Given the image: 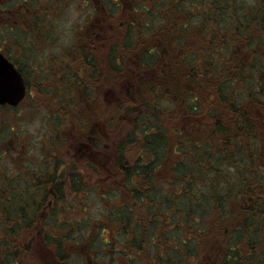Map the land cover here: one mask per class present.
Here are the masks:
<instances>
[{
    "label": "rangeland",
    "instance_id": "obj_1",
    "mask_svg": "<svg viewBox=\"0 0 264 264\" xmlns=\"http://www.w3.org/2000/svg\"><path fill=\"white\" fill-rule=\"evenodd\" d=\"M50 1L52 5H49L47 0H31L29 10L32 11L29 14L45 16L38 18L37 23H31L30 27L26 23L19 32L0 28V31L4 29L5 36L11 45L15 40L18 42L20 54H22L21 63L29 84L27 97L22 103L16 108L0 109V186L4 185L6 190H10V183H17L16 192L21 190L23 192L21 196L31 195L33 198L41 199L37 211L39 216L31 228L30 235L10 237L11 247L16 245L15 250H20L21 264H88V259L92 256L102 262L107 261L108 256H112L111 258H117L118 263L126 264L127 256L125 258L122 249L128 247L126 242L129 239H132L133 245L144 247V251L157 249V242L160 239L163 244L169 242L170 245L178 246L179 241L177 243L173 238L177 233L174 229L169 230L172 225L165 222L164 217H157L156 230L150 228L155 225L153 214L157 211L145 207V203L131 202L135 214L138 217H145L139 224L134 221L128 226L127 223L123 224L120 221L113 224L105 221L109 220L107 215L111 207L119 209L123 205L119 195L130 190L126 184V175L119 168L120 161L123 160L126 165H133L140 156H144V162H147L149 158L151 160L157 158V155L151 152L152 150L143 148L142 131V129H148L155 132L153 127L156 126V117L159 118H157L158 125L165 129V133L170 134L168 136L171 144L166 156L168 158L156 174V178L161 181L165 174L166 181H171L169 168L177 162L176 159L179 157L174 150H180L181 158L182 155L184 158L188 156L191 161L208 165L211 171L205 176L201 175V178L205 177L208 181L213 180L212 183L209 182V185L204 186L205 191L209 192L207 203L210 212L208 209L205 212L207 220L211 222V225L212 223L221 225L227 221L243 227L245 240L241 241L240 249H236L239 264H257V259L254 258L255 253L256 256L262 253V262H264V234L259 231L264 224V217H262L264 213L258 212V217L254 218L255 226L251 224L246 229L255 213L252 206L245 209L247 205H242L244 199L251 204L255 195L264 189L262 187L260 190L250 191L260 188L259 184L256 187L258 180L264 182V179L260 181L264 174L258 173L260 167L264 169V159L256 157L262 149L258 147L257 141L264 142V93L258 95L260 91L258 82L248 86L246 82L241 81L239 72L230 70L229 74L233 79L226 80L223 90L218 89L216 85V88L211 89L202 99V103L198 104L195 100L198 107L200 105L196 110H193L192 94L188 93L186 97L189 104L181 98H178L176 102L166 99L159 104V109L154 115L148 109V105L157 107L155 102L159 103L162 97L156 96L154 91L151 92L153 84L150 85L149 90L145 88L141 91L135 90L132 101L129 100L128 104L120 100L127 96L123 88V82L126 85L129 81L126 68L131 64V58L136 57L137 52L134 49L133 51L123 50V47L126 49V46L133 47L136 44L140 45L137 52L139 54L142 52L143 44L154 47L160 41L165 43L167 49L160 53L159 59L158 53L152 55L155 56V61L149 63L154 65H162L165 60L169 61L177 50L176 59L182 65L181 72L177 74L180 83L177 88L180 91V88L186 84L191 87L195 80L183 81V76L188 75L189 72L187 68H198L199 64H205L202 62V56L206 57L207 66L212 61L209 56L203 54L206 48L208 52L211 45L209 34L205 31L206 35L202 33L201 35L197 27L208 25L209 21H222L223 16L226 15L225 5L230 4L231 0L207 1L210 11L209 21L204 19V16H200L197 10L190 11L192 3L196 4L194 9L198 6L196 0L184 2L180 0L175 7H168L169 0H102L106 6L96 11L91 9V12L87 11L82 3L83 0ZM112 1H119L122 6L116 7L112 5ZM127 1L130 3L124 5ZM188 1L189 6L184 7L183 5ZM220 1L223 5L215 7V4L219 5ZM233 1L236 3L238 0ZM237 4L242 16H245V13H253L257 16L260 12L264 16V0H239ZM48 9L46 13H38ZM63 10L65 12H62ZM24 11L27 14V8ZM14 12L13 17L16 15ZM86 14L94 15L98 19L97 24L102 25L109 35L115 37L114 44L119 49L115 63L119 69L111 77L108 76L109 80L100 88V96L93 102L88 101V97H82L92 93L91 86V88L84 86L91 84L86 80L88 75L86 69L91 72L87 64L98 57L100 65L107 66L110 71L112 69L109 53L105 52L107 48L100 47L99 56L93 54L81 56L74 47L73 28L75 25L79 27L81 22H86ZM55 15L58 17L55 18ZM176 16L183 17L180 19L182 21L191 19L190 34L184 37L185 41L189 42L188 45L170 43L171 38L163 37V34L154 36L156 42L148 40L151 39L152 33H156V26H159L162 19L167 20ZM212 17H214L213 20H211ZM52 20L53 22L48 23ZM13 21L11 19L10 23ZM147 22L149 26L145 28L144 24ZM178 27L180 26L176 24V28ZM256 27L255 24H250L249 32L240 34L228 48H236L239 44L244 46L246 42L251 41V35L258 33ZM259 27L264 28V25ZM147 29L149 30L146 32ZM39 32H41L40 36H38ZM192 33L198 34L195 40L194 38L190 40ZM263 41L264 39L258 42L259 46L256 47L258 50ZM217 43L220 46L223 41L219 39ZM49 45H52L53 50L48 49ZM68 46L70 48L66 51ZM187 47H193L196 51L192 60L188 59L189 48ZM258 55L260 57L257 60L249 54L246 56L250 57L253 63L258 61L262 66L257 67L260 70L264 68V49ZM143 56H137L138 64L142 62V58L144 62ZM212 57L215 62H218L221 55L215 53ZM64 59L65 62H63ZM81 60L85 63L84 67L81 65ZM103 70H106L105 73L108 72L107 68ZM201 72L202 70L199 69L197 76H200ZM154 73L158 76V80L164 77L162 72L154 71ZM79 76L84 80V82L80 81L81 84L77 82L80 80ZM202 77L208 81L214 80L211 76ZM258 78L261 79L260 75ZM235 79L237 80L234 81ZM155 84H161V82L158 81ZM170 87L172 90L177 89ZM108 89L117 90V99L107 93ZM167 91L165 88L164 92L159 94ZM104 92L110 100L117 101H104ZM221 92L224 97L220 95ZM164 95L166 96V93ZM145 97H149V100H146L150 101L149 104L140 101V99L145 100ZM254 99H261V102ZM125 105L129 107L127 111ZM237 107L243 108L246 114L242 115L240 120L233 122L235 117L231 116V109ZM175 109L176 112L172 115L170 111ZM146 114L152 116L148 118ZM219 124L228 128L229 131H221ZM238 124H241L242 129L238 130ZM90 131L93 133V140L87 137ZM221 134H225L227 140L225 147L223 143L226 140ZM184 135L191 136L189 139L193 138L194 141L199 142L201 146L198 151L183 146L176 149L179 140L186 139L187 136ZM131 136L136 137V140L127 144ZM197 166L194 165L195 172ZM18 181L23 184L19 185ZM199 188L203 186L200 185ZM1 191L2 188H0ZM49 191L52 193L49 194ZM250 194L252 195L249 196ZM2 195L3 192L0 195L1 198ZM215 199L228 201L225 215L220 213L211 215ZM229 207L232 211L231 215ZM62 218L65 219L64 223L59 221ZM63 226H65L67 242L62 243L63 258L56 256L55 259L53 241L60 236L63 237ZM201 227L204 229V225L199 226ZM140 228L149 229L151 238L155 237V243L151 242V238L149 241V237L143 240L145 235L139 233ZM207 229L209 230V226ZM119 231L123 237L118 234ZM47 235H50L51 242L47 241ZM216 244L213 241V250L218 249L219 243ZM111 245L113 246L110 247ZM249 246L253 247L249 248ZM254 247L255 249L260 247L259 251L254 252ZM245 251H248L245 260H241ZM208 252L210 255L213 253L211 248ZM226 252L225 249L223 254L226 255ZM120 257H124L125 260ZM203 261H206L205 257ZM206 264H213V261L208 260Z\"/></svg>",
    "mask_w": 264,
    "mask_h": 264
},
{
    "label": "trees",
    "instance_id": "obj_2",
    "mask_svg": "<svg viewBox=\"0 0 264 264\" xmlns=\"http://www.w3.org/2000/svg\"><path fill=\"white\" fill-rule=\"evenodd\" d=\"M179 1L180 0H169L167 2H170L168 7H175ZM184 1L185 0H182V2ZM207 1L209 0H202V2L201 0H196V2H198V6L196 7V9L193 8L196 5L195 3L191 4V7L193 9L191 7L189 9L191 12L197 10V13L200 16H204V19H207L209 21L210 11L209 6L207 7ZM237 2L234 3V1L231 0L230 4L227 3L225 5L226 15L223 16L222 21H209L208 25L204 24L203 27H197L198 33H202L205 36L206 34L204 32L206 31L209 34L211 45L208 49V52L206 48L203 54L209 56L212 61H210L207 66L206 57L202 56V62H205V64H199L198 68H187V71L189 72L188 75L183 76V81L187 82L195 80L194 84L191 87L188 86L189 84H186L185 86H182L183 89L182 87L180 88V91L179 88H177V86L179 87L178 84H180L177 74H179L182 70V65H180V63L177 62L176 59L177 50L174 51L173 58H171L169 61L164 62L166 79L165 81H161V84H154L151 90V92H155L156 96H161L162 98L159 103L155 102L157 107L148 105V109L154 115L159 109V104L166 99L176 102L178 98H181L185 103L187 102L186 104H189L190 102L186 97V94L188 93L192 94V103L194 105L193 110H196V108H199L200 105L198 107L197 103H195V100L198 101V104H200V102L202 103V99L206 97V94H208L211 89L213 90L214 88H216V85H218V89L223 90L226 80L230 81L233 79V77L229 74L230 70L239 72L241 81L246 82L248 86H250L251 83L258 82V86L260 87L258 95H262L264 93V68L259 70L257 67H262L259 65V62L256 61L255 63H253L252 60L249 59L253 56V59L257 60L258 57H260L258 55L259 52L264 49V41L262 42L259 50L256 48L257 46H259L258 42L264 39V28L259 27V25H264V16H262L263 14H261V12L258 13L257 16L253 15V13H245V16H242L240 13V7L238 6ZM218 4L219 5L215 4V7H220L223 5L221 1L218 2ZM183 6L188 7L189 1ZM177 17L178 16L170 17L167 20L162 19L161 23L159 22V26H156L158 27L156 33L151 34L150 40L156 41L154 39V36L163 34V37L171 38L170 43H173L175 45H178L180 43L188 45L189 42L185 41L184 37L186 34H190L189 24L191 22V19L189 18V20L186 21L188 19L187 18L185 21H182L180 19L183 17ZM213 18L214 17H212L211 20H213ZM245 20H248L249 22H246ZM176 24H178L180 27L176 28ZM250 24H255L257 26L255 29L258 32L257 34L251 35V41L246 42L244 46L239 44L236 46V48H228L230 46V43H234L240 34L249 32ZM148 30L149 29H147L146 32ZM197 35V33H192L190 36V40L192 38H194L195 40ZM219 39L223 41L220 46H218L217 43V40ZM128 47L129 46H126L127 50L129 49ZM187 48H189V52H187L188 59L192 60L194 58V55H196V51L193 47ZM117 51H119L118 46H114L112 50L106 52L109 53L111 69L112 71L114 70L113 74L116 73V71L119 69V67L115 65L117 61ZM79 53L81 54L82 52L79 51ZM215 53H219L221 55L218 62H215L212 57ZM247 54H249L250 57H247ZM140 55L141 57L142 55H144L143 57L147 63L155 61V56L148 55L145 52H142ZM141 63H143V58ZM101 66L102 69L105 68V66ZM199 69H201L202 72L200 76H197ZM225 73H227V75H225ZM259 75L261 79L258 78ZM202 76H211L212 78H214V80L208 81ZM236 80L237 79H235L234 81ZM170 86H173V88L175 87L177 89L172 90ZM165 88H167L168 90L167 92H165L166 96L164 95L165 93L159 94L160 92H164ZM220 95L224 97L222 92ZM209 96H212V92ZM146 100H149V97H145V100L140 99L142 103L149 104L150 101ZM128 101L129 100H123L122 102L128 104ZM254 101L261 102V99H254ZM125 106V110L127 111L129 107H127V105ZM242 109L243 108L239 107L231 109V116L235 117L233 122H235L236 120H240V118L243 117L242 115L246 114ZM170 112L173 115V113L176 112V109ZM145 116L149 118L152 115L146 114ZM191 116L193 115L191 114ZM157 118L158 117L155 118L156 126L153 127L155 129V132L148 131V129H142L141 127L144 135L143 148L146 150L150 149V151L152 150L151 152L157 155V158L155 160H151V158H149L147 162H144V156H140L133 165H126L123 160L120 161L119 168L126 175V184L130 190L119 195V198L123 201V205L119 207V209L117 207L115 209L111 207V211L107 215L109 216V220L106 219L105 221L111 222L112 224L113 222L120 221L123 222V224L127 223L128 226H130L134 221H137V224H139L141 219H144L145 217H138L135 214L132 209L134 208V206L131 205V202H136L134 204L145 203V207H149L157 211V213L153 214V223L155 225L151 226L150 228L156 230V223L158 221L157 217H164L165 222H168L172 225L169 230L174 229V232L177 233L173 238L177 243L179 241V244L178 246L170 245L169 242L163 244L160 239L157 242V249H145L146 251H144V247L137 244L133 245L132 239H129L126 242L128 243V247L126 246L124 247V249H122L125 258L127 256L126 264H206L208 260L213 261V264H239V261L237 260L239 255L236 254V249H240L241 241L245 240V235L242 232L243 227L241 225L237 226L236 223H229L227 221L221 225L218 223H212L211 225V222H209L206 217L207 214L205 212L207 211V209L209 211V205L207 203V201L209 200V192L205 191L204 186L205 184L209 185V182L212 183L213 180L208 181L205 177L201 178V175L205 176L207 172L211 171L209 166L205 163H202L201 165V162L198 164L194 161H191L188 156L184 158V156L182 155L181 158L180 150H174V153H177L179 157L176 159L177 162L170 165L169 175L171 176V181H166L167 179L165 174L163 175L161 181L156 178V174L160 170L164 161L168 158L166 157L168 147L169 145H171L168 136L170 134L168 132L165 133V129L158 125L157 121L159 118ZM228 124L230 126V123ZM218 126H220L221 131H229L228 128H224V126H221L220 124ZM240 129H242L241 124H238V130ZM221 135L224 140H226L225 134ZM189 137L191 136H187L186 139L182 141L179 140V143L176 144V149L180 146H183L185 148H191L194 151H198L201 145L197 140L194 141L193 138L189 139ZM135 138L136 137L131 136V139L127 141V144H131L132 141L136 140ZM226 145L227 140L224 141L223 147H225ZM257 145L262 149L259 151L256 157L258 159H264V142L262 141L261 143H259V141H257ZM194 165H198L196 167V172L194 170ZM16 172L17 171H15V173ZM258 173L264 174L263 167L259 168ZM263 179L264 177L261 178L260 181ZM10 184V190H6V186L4 185L0 186V188H2L0 195L3 192L2 198L0 196V264H13V261L18 254L17 251L15 252L13 250V246L11 247L10 237H14L15 235H19L20 237L26 234L30 235L31 228L35 223L36 218L38 217L37 211L41 201V199H38L37 197L33 198L31 197V195L21 196V194L23 193L21 190H18L16 192L17 183ZM18 184L22 185L23 183L19 182ZM258 184L260 185V188L257 187ZM200 185H202L203 188H199ZM179 187L180 189H178ZM256 187L257 189H253L250 191L260 190L262 187L264 188V182H259L258 180L256 183ZM246 194L248 193L246 192ZM252 194H250L249 196H251ZM227 202L228 201L225 199H215L213 201L211 215H217L219 213L225 215L227 212ZM242 205H247L245 209H248L251 206L254 208L253 210L255 214L248 222V225L245 227L246 229H248L251 224L255 226L254 218L258 217L259 213H264V189L261 190L260 193L255 195V198H253L251 204L249 202H245L244 199ZM231 213L232 211L229 207V214L231 215ZM169 219H171V221H169ZM59 221L64 223L65 219L62 218L59 219ZM203 225L204 229L202 227L199 228V226ZM208 226L209 230L207 229ZM63 230V237L60 236L59 239H54L53 241L58 250L57 254L61 258H63L62 243L63 241L65 242V244L67 242V238L65 236V226H63ZM259 231L264 234V224L260 227ZM139 233L145 235L143 240L149 237L148 240L150 241L152 234L150 233L149 229L140 228ZM118 234L121 235V231H119ZM230 235L232 236L231 239ZM175 237H177V239ZM213 241L215 245H217V242L219 243L218 249L213 250ZM151 242L155 243V237L151 238ZM112 246L113 245H111L110 247ZM251 247L253 246H249V248ZM162 248L165 249L161 251ZM209 248H211L213 251L212 255H210L208 252ZM259 248L255 249L254 247L255 250L253 249V251H259ZM225 249L227 250L226 255L223 254V251ZM133 252L135 254H133ZM247 252L245 251V254H243L241 260H245ZM104 254L105 256H108L107 253ZM207 255H210V257L206 258ZM261 256L262 253L257 256L255 253L254 258L257 259V264L264 263L262 262ZM111 257L112 256H108L106 264L110 262L118 263L117 258ZM204 257L206 261H203ZM120 258L122 260H125L124 257ZM247 258L249 259V257ZM254 262H256L255 259ZM118 264L123 263L119 262Z\"/></svg>",
    "mask_w": 264,
    "mask_h": 264
},
{
    "label": "flooded vegetation",
    "instance_id": "obj_3",
    "mask_svg": "<svg viewBox=\"0 0 264 264\" xmlns=\"http://www.w3.org/2000/svg\"><path fill=\"white\" fill-rule=\"evenodd\" d=\"M34 1V0H33ZM68 2V1H67ZM129 1L125 2L128 3ZM47 3L49 5H52V2L50 0H47ZM83 5L87 8V11L91 12L93 10H100L102 7L104 8L106 4L102 3V0H83ZM112 5L116 7H121V3L119 1H112ZM130 3V2H129ZM31 0H0V28H8L7 30L13 31V32H19L23 25H26L28 23V26L30 27L31 23H37L38 18H41L45 15H33L29 14L31 11L29 10L31 7ZM45 5V4H44ZM47 5V4H46ZM27 8V14L24 10ZM50 9V8H49ZM48 10H42L38 11L43 13H46ZM15 11V12H14ZM24 11V12H23ZM16 13L15 17L12 16V13ZM62 12H65L63 10ZM94 14V13H93ZM58 17V15H55V18ZM52 18V17H51ZM115 18V17H114ZM8 19V20H7ZM11 19H13V23L11 22ZM86 22H81V25L79 27H76V25L73 28V38H74V47H76V50H79L81 55L83 56H89L88 54H93L94 56H99L101 52L98 54V51L100 47L107 48L105 52L112 50L114 46H117L115 43V37L113 38L112 35H109L108 32L104 29V27L98 23V19L94 17V15H88L85 16ZM7 22V23H6ZM53 22L49 21L48 23ZM47 25V24H46ZM149 25V22L145 24V28ZM47 27V26H45ZM8 31V32H10ZM41 35V32H39L38 36ZM150 41V39H148ZM156 42V41H155ZM13 46V47H12ZM50 46V45H49ZM52 46V45H51ZM48 47L49 50H53L52 48ZM138 44L134 45L129 51L136 50L139 51ZM167 46L164 44V42L160 41L156 46H154L152 49H150V46L148 44H143L142 46V52L145 51V53L148 54V50L150 53H154L157 51V53L165 52V48ZM70 47L68 46L65 50L67 51ZM48 50V52H49ZM123 50H127L123 47ZM136 52V57L131 58V64L129 67L126 68V72L128 74V83L125 85V82H123V88H125L127 92V96L124 99L120 100H130L132 101L133 93L135 90H140L145 88L149 90L151 84H155V82L159 81H165V64H159L154 65L147 63L146 61L144 63H137V60L139 59V56L141 53ZM64 53V52H63ZM8 63L12 64L15 70H17L19 73H21L24 76L26 85H27V94L29 91V84L27 81V78L24 73V67L21 63L22 60V54H20V48L18 42L15 40L12 42V45L10 44L9 40H7V37L5 36L4 29H1L0 31V70L5 69V62L6 60ZM90 58V57H89ZM98 57L94 58L90 63L88 67L90 68L91 72L86 69V72H88V75L86 76V80H88L91 84L90 85H84L85 87H89L92 89V93L84 97H88V101L93 102L96 101V98L100 96V88L104 85L105 82L109 80L108 76L113 75V71H110L107 66L108 72L105 73L106 70L102 69V66L100 65V61L97 59ZM81 65L84 67L85 63L82 62ZM65 62V59L63 60ZM154 71H157L158 73L164 74L161 78V80H158V76L154 73ZM136 72V74H135ZM150 72V73H149ZM137 75V76H136ZM80 77V76H79ZM125 80V79H124ZM80 81H83L80 77V80H77L79 84ZM91 86V87H90ZM108 94H111L112 98L117 99V90L108 89ZM27 97V96H26ZM104 101H117V100H110L108 96H105L104 92ZM16 108L12 106L11 104H6L5 102H0V109L5 110V108ZM93 133L90 131L88 134V138L90 140L94 139ZM90 135V136H89ZM52 193V191H49V194ZM47 241L48 235H47ZM15 242V241H14ZM13 242V243H14ZM16 245L13 246V250L16 252ZM17 256L15 257L13 264H21V257H20V250L17 251ZM66 257V256H65ZM88 264H106V262L102 261H93L92 259H88Z\"/></svg>",
    "mask_w": 264,
    "mask_h": 264
},
{
    "label": "water",
    "instance_id": "obj_4",
    "mask_svg": "<svg viewBox=\"0 0 264 264\" xmlns=\"http://www.w3.org/2000/svg\"><path fill=\"white\" fill-rule=\"evenodd\" d=\"M25 93L26 87L22 75L6 60L5 69L0 70V102L15 105L23 99Z\"/></svg>",
    "mask_w": 264,
    "mask_h": 264
}]
</instances>
